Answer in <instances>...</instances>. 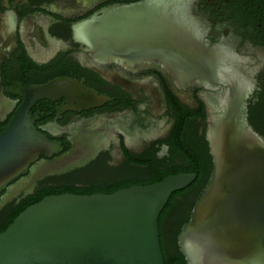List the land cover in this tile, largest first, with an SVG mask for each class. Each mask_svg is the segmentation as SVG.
Masks as SVG:
<instances>
[{
  "label": "flooded vegetation",
  "instance_id": "1",
  "mask_svg": "<svg viewBox=\"0 0 264 264\" xmlns=\"http://www.w3.org/2000/svg\"><path fill=\"white\" fill-rule=\"evenodd\" d=\"M147 1L156 7L159 2L0 0V134L23 102L22 88L65 78L104 98L86 109L57 96L30 103L21 153L0 171V232L45 192L70 186L106 191L171 172L188 161L192 137L203 141L209 155L208 121L224 108L211 98L225 97L233 86L242 98V122L264 146V0H182L167 9L166 18L202 45L201 69L181 78L152 60L101 61L80 35L82 24L102 11ZM93 148L85 163L38 176L43 163L72 150L77 161ZM169 216L161 220L163 232Z\"/></svg>",
  "mask_w": 264,
  "mask_h": 264
},
{
  "label": "water",
  "instance_id": "2",
  "mask_svg": "<svg viewBox=\"0 0 264 264\" xmlns=\"http://www.w3.org/2000/svg\"><path fill=\"white\" fill-rule=\"evenodd\" d=\"M180 1L159 0L157 7L147 1L104 10L82 24L80 35L101 61L152 60L171 68L179 78L198 73L200 40L166 18L167 9ZM21 92L23 102L0 134V171L21 153V128L33 100L63 97L82 109L104 100L65 78ZM211 102L224 105L221 115L208 121L211 173L177 235V247L186 264H264V146L240 118L242 98L236 87ZM28 135L31 159L34 146L30 131ZM23 141L26 147V135ZM95 152L90 149L76 161L72 150L43 163L38 176L85 163ZM195 177V173H176L108 194L44 196L0 232V264H163L159 215L169 196Z\"/></svg>",
  "mask_w": 264,
  "mask_h": 264
},
{
  "label": "trees",
  "instance_id": "3",
  "mask_svg": "<svg viewBox=\"0 0 264 264\" xmlns=\"http://www.w3.org/2000/svg\"><path fill=\"white\" fill-rule=\"evenodd\" d=\"M175 143V142H174ZM171 143L173 150L176 149V145ZM204 143L201 139L196 137V141L192 140L188 142V161L182 166H175L172 168L171 172L159 173L151 181H143L137 183H119L113 189L106 191L102 190H80L74 187H65L58 190H53L45 192L44 194L31 199L26 205H24L20 210L14 213L16 216L20 211H22L26 206L39 201L41 198L47 195H57L63 193H72L77 195L82 194H93V193H112L118 189L127 188L135 185H148L160 181L163 177L169 176L176 173H195V179L184 189L180 191L173 192L167 203L165 204L163 210L161 211L158 218V230H159V246L163 259V264H186L183 256L180 254L177 247V235L181 230L182 225L188 220L192 205L197 199L199 194L202 192V187L205 184L204 174H208L210 171L211 164L209 162V155L207 153V148H204ZM178 199L182 200L178 205L176 204ZM165 215L169 216V223L171 222L170 228L167 227V239L164 235L163 229L161 228V220Z\"/></svg>",
  "mask_w": 264,
  "mask_h": 264
},
{
  "label": "rangeland",
  "instance_id": "4",
  "mask_svg": "<svg viewBox=\"0 0 264 264\" xmlns=\"http://www.w3.org/2000/svg\"><path fill=\"white\" fill-rule=\"evenodd\" d=\"M170 225H171V222L170 223H168V230H169V228H170ZM167 231H166V229L164 230V235L166 236V239H167V233H166Z\"/></svg>",
  "mask_w": 264,
  "mask_h": 264
}]
</instances>
